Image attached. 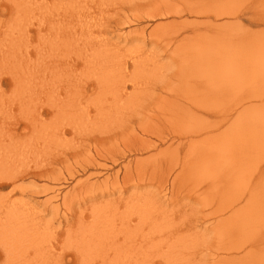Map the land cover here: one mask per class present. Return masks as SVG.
<instances>
[{
	"label": "rangeland",
	"instance_id": "374dc122",
	"mask_svg": "<svg viewBox=\"0 0 264 264\" xmlns=\"http://www.w3.org/2000/svg\"><path fill=\"white\" fill-rule=\"evenodd\" d=\"M55 1L45 0L53 5L46 14L56 11L53 30L40 36L37 22L31 23L27 54L18 52L8 67H0V129L6 137L13 131L24 138L0 141V153L7 147L3 156L17 152L14 157L24 170L39 172L44 166L45 173L58 177V182L25 177L15 183L24 187L21 191H11V184L0 189V223L28 220L35 226L23 224L27 236L20 230L0 232V264H264V142L240 131H264V108L245 112L241 125L236 116L250 104L240 107L246 93L264 96V21L258 20L264 16V0ZM164 4L174 6L166 5L170 16L147 18ZM0 5L7 8L0 13L3 29L11 13L6 0ZM197 9L204 15L195 16ZM15 34L13 38L22 35ZM26 64L47 69L26 77ZM20 82L26 84L20 86L24 91ZM54 103L67 108L47 110ZM38 108L43 122L39 116L30 118ZM34 125L40 130H33ZM41 130L47 134L35 138ZM28 139L39 140L44 153L42 146L24 152L8 146L30 144ZM9 167H0V177L10 178ZM42 186L55 191L33 196ZM17 209L25 211L19 215ZM93 229L103 246L92 245L91 240L97 241L90 238Z\"/></svg>",
	"mask_w": 264,
	"mask_h": 264
},
{
	"label": "bare ground",
	"instance_id": "6f19581e",
	"mask_svg": "<svg viewBox=\"0 0 264 264\" xmlns=\"http://www.w3.org/2000/svg\"><path fill=\"white\" fill-rule=\"evenodd\" d=\"M75 1V0H74ZM81 1V0H80ZM105 1V0H104ZM134 1V0H133ZM164 1H166V0H164ZM54 2H56L55 0H54ZM78 2V1H77ZM77 2L75 1V3L77 4ZM124 2V1H123ZM130 2H131V0H130ZM144 2V1H143ZM163 2V1H162ZM189 2V1H188ZM82 3V2H81ZM153 3V2H152ZM170 3V2H169ZM6 4L8 5V10H10L9 12L11 13L10 15V17L9 18H5L6 20H5V22H4V26H3V29H1L0 28V67L2 68L3 66H5V64L7 63V62H10L11 60H9L10 58H15L16 57V55H17V53L18 52H20V54H27V52H28V50L25 52V48L27 49V42L29 43V41L31 40V34H29L30 33V29H29V26L30 25H32L31 23H33V22H37V24L39 25V27H38V29L36 30V33H37V35L39 34H41V35H44V33L43 32H45L46 33V31H47V34H48V31L50 32V30H53L52 29V27L54 26V19H56V17H55V15H56V11L55 12H52V13H50V14H46L47 13V11L49 10V9H51V8H53V5H51V3L49 4V3H46L45 2V0H6ZM74 4V3H73ZM160 4V2L158 3V5ZM167 4H168V1H167ZM167 4H164V6H165V8L163 9H160L159 7V10H157L156 12H151V13H149L148 14V16H147V18H149V19H154V18H156V17H165L166 15L168 16H170V14H172V12L170 11V10H168L167 9V7H166V5ZM191 4H192V2H191ZM198 4V3H197ZM51 5V6H50ZM79 5V4H78ZM145 5V4H144ZM143 5V6H144ZM156 5V4H155ZM178 5V4H177ZM86 6V5H85ZM154 6V5H153ZM168 6V5H167ZM196 6V5H195ZM123 7V6H122ZM152 7V6H151ZM157 7V6H156ZM78 8V7H77ZM84 8H86V7H84ZM158 8H156V9H158ZM168 8H170V5L168 6ZM171 8H174V6H172ZM170 8V9H171ZM201 8V7H200ZM73 10H74V7L72 8ZM80 9V8H79ZM87 9H88V6H87ZM151 9V8H150ZM149 9V10H150ZM152 9H153V7H152ZM189 9V8H188ZM191 9V8H190ZM199 9V8H198ZM197 9V11L198 12H195V13H193L195 16H202V15H204V13L201 11V10H198ZM66 10V9H65ZM84 10V9H83ZM144 10H146V9H144ZM172 10V9H171ZM178 10H179V8H178ZM7 11V8L6 7H1V5H0V13L2 14V13H5ZM63 11V10H62ZM75 11H76V9H75ZM81 11H82V9H81ZM89 11V10H88ZM65 12H67V11H65ZM83 12V11H82ZM180 12L181 11H179V12H175V13H177V15L178 14H180ZM63 13V12H62ZM9 14V13H8ZM58 14V13H57ZM84 14V13H83ZM85 14H86V12H85ZM93 14V13H92ZM190 14H192V12L190 11ZM61 15V14H60ZM173 15H174V13H173ZM181 15V14H180ZM67 16V15H66ZM74 16V15H73ZM84 16V15H83ZM111 16V15H110ZM176 16V15H175ZM179 16V15H178ZM217 16H219V15H216V17ZM50 17L52 18V17H55V18H52L53 19V22H51V24H48V22L49 21H52L51 19H50ZM68 17V16H67ZM67 17H65L66 18V22L68 23V19H67ZM72 17V16H71ZM80 17V16H79ZM59 18H61V17H59ZM75 18V17H74ZM127 18V17H126ZM259 18V19H258ZM257 19L258 20H262V21H264V16H259ZM261 18V19H260ZM64 19V18H63ZM78 19V18H77ZM82 19V18H81ZM252 19V18H251ZM62 20V19H61ZM73 20V19H72ZM253 20V19H252ZM4 21V20H3ZM42 21V22H41ZM65 21V20H64ZM64 21H62V24H63V22ZM75 21V20H74ZM0 22H2V21H0ZM61 22V21H60ZM84 22V21H83ZM130 22V21H129ZM8 23H10V25L8 26ZM74 23V22H73ZM72 23V24H73ZM128 23V22H127ZM201 23H203V22H201ZM52 24H53V26H52ZM58 24V23H57ZM60 24V23H59ZM61 24V25H62ZM71 24V23H70ZM71 24V25H72ZM107 24V23H106ZM43 25H46V27L44 28V29H41V28H43L44 26ZM48 25V26H47ZM125 25H126V23H125ZM129 25V24H128ZM35 26V25H34ZM57 26V25H56ZM55 26V27H56ZM69 26V25H68ZM76 26V25H75ZM172 26H173V24H172ZM54 27V28H55ZM62 27H63V25H62ZM66 28H67V26H65ZM80 27L82 28V26L80 25ZM87 27V26H86ZM147 27V26H146ZM36 28V27H35ZM69 28H72V27H69ZM68 28V29H69ZM76 28V27H75ZM88 28V27H87ZM86 28V29H87ZM141 28V27H140ZM60 30V28L58 27V31ZM70 30V29H69ZM78 30H79V28H78ZM81 30V29H80ZM118 30V29H117ZM116 30V31H117ZM16 31H20V34H22V35H20V36H16L17 38H15V40L16 41H14V38H13V36H14V34L16 33ZM88 31V30H87ZM52 32V31H51ZM53 32H55V31H53ZM80 32V31H79ZM64 34H66L65 32H64ZM98 34V33H97ZM16 35V34H15ZM40 35V36H41ZM46 35V34H45ZM50 35V34H49ZM129 35V34H128ZM48 36V35H47ZM53 36H54V34H53ZM59 36V35H58ZM76 36H77V34H76ZM161 36V35H160ZM44 37V36H43ZM52 37V36H51ZM153 37H155V36H153ZM20 38V39H19ZM48 38V37H47ZM79 38H81V37H79ZM99 38V37H98ZM168 38V37H167ZM13 39V40H12ZM46 39V38H45ZM51 40H52V38H50ZM49 39V40H50ZM110 39V38H109ZM47 40V39H46ZM71 40V39H70ZM54 41V40H53ZM73 41V40H72ZM138 41V40H137ZM159 41V40H158ZM14 42H16V43H14ZM47 42H49L48 40H47ZM61 42H63V41H61ZM74 42V41H73ZM85 42V41H84ZM87 42V41H86ZM160 42V41H159ZM165 42V41H164ZM168 42V41H167ZM50 43V42H49ZM64 43V42H63ZM62 43V44H63ZM83 43V42H82ZM92 43V42H91ZM90 43V44H91ZM108 43V42H107ZM137 43V42H136ZM171 43V42H170ZM27 44V45H26ZM44 44V43H43ZM42 44V45H43ZM89 44V43H88ZM168 44H169V42H168ZM168 44L166 45V46H168ZM37 45V44H36ZM51 45H53V44H51ZM34 46V45H33ZM32 46V47H33ZM44 46V45H43ZM94 46V45H93ZM91 47V46H90ZM137 47V46H136ZM34 48V47H33ZM58 48H59V46H58ZM105 48V47H104ZM165 48V47H164ZM35 49V48H34ZM90 49V48H89ZM92 49H94V48H92ZM181 49V48H180ZM85 50H86V48H85ZM88 50V49H87ZM86 50V51H87ZM100 50V49H99ZM151 50V49H150ZM60 51V50H59ZM79 51V50H78ZM81 51V50H80ZM79 51V52H80ZM113 51V50H112ZM181 51V50H180ZM188 51V50H187ZM36 52H37V50H36ZM39 52V51H38ZM83 52V51H82ZM81 52V53H82ZM90 52V51H89ZM101 52H102V50H101ZM155 52V51H154ZM65 53V52H64ZM71 53V52H70ZM72 53H74V52H72ZM98 53H99V51H98ZM134 53V52H133ZM37 54V53H36ZM59 54V53H58ZM74 54H78V53H74ZM103 54V53H102ZM167 54V53H166ZM166 54H164V55H166ZM38 56L40 55V54H37ZM36 55V56H37ZM65 55V54H64ZM93 55H96L95 53L93 54ZM112 54H110V56H111ZM118 55V54H117ZM91 56V55H90ZM103 56V55H102ZM105 56V55H104ZM161 56V55H160ZM20 58H21V56H19ZM23 57V56H22ZM43 57V56H42ZM52 57H53V55H52ZM63 57H66V56H63ZM68 57V56H67ZM84 57V56H83ZM97 57H100V54H99V56L97 55ZM106 57V56H105ZM113 57H114V55H113ZM44 58V57H43ZM72 58V57H71ZM81 58H82V56H81ZM85 58V57H84ZM83 58V59H84ZM103 58V57H102ZM22 59V58H21ZM24 59H28L26 56L24 57ZM46 59V58H45ZM78 59V58H77ZM86 59V58H85ZM106 59V58H105ZM116 59V58H115ZM138 59V58H137ZM141 59H142V57H141ZM18 61L20 60V59H17ZM33 60V59H32ZM38 60V59H37ZM41 60V59H40ZM39 60V61H40ZM69 60V59H68ZM104 60V59H103ZM134 60V59H133ZM16 61V60H15ZM14 61V62H15ZM23 61V60H22ZM27 61H29V60H27ZM34 61V60H33ZM111 61V60H110ZM116 61V60H115ZM3 62V63H2ZM12 62V61H11ZM17 62V61H16ZM31 62V61H30ZM38 62V61H37ZM43 62H45V61H43ZM48 62V61H47ZM96 62V61H95ZM118 62V61H117ZM120 62V61H119ZM133 62V61H132ZM19 63H20V61H19ZM28 63V62H27ZM42 63V62H41ZM86 63H88V60H87V62ZM138 63V62H137ZM189 63V62H188ZM10 64H12V63H10ZM40 64V63H39ZM83 64V63H82ZM135 65H136V63H134ZM140 64V63H139ZM179 64V63H178ZM186 64V63H185ZM7 65V64H6ZM68 65V64H67ZM134 65V66H135ZM10 66V65H9ZM12 66V65H11ZM86 66V65H85ZM106 66H108L107 64H106ZM118 66V65H117ZM120 66V65H119ZM5 67H8V66H5ZM16 68H17V66H15ZM19 67V66H18ZM22 67V66H21ZM26 67L27 68H25V69H28L27 71V73H26V77H28V76H30L29 74H31V75H34L33 73H35V71H39L40 70V68H42V69H47V68H43V67H39V65L38 66H36V64H30V66H28L27 64H26ZM29 67V68H28ZM71 67V66H70ZM103 67V66H102ZM124 67V66H123ZM136 67V66H135ZM104 68V67H103ZM106 68V67H105ZM111 68V67H110ZM109 68V69H110ZM119 68H122L121 66L120 67H118V69ZM19 69V68H18ZM55 69V68H54ZM66 69V68H65ZM88 69V68H87ZM108 69V68H107ZM52 70V69H51ZM50 70V71H51ZM59 70V69H58ZM111 70V69H110ZM117 70V69H116ZM120 70H122V69H120ZM24 71V70H23ZM30 71H32L33 73H29ZM45 71V70H44ZM53 71V70H52ZM51 71V72H52ZM106 71V70H105ZM115 71V70H114ZM113 71V72H114ZM5 72V71H4ZM4 72H3V75H4ZM17 71H15V73H16ZM50 72V73H51ZM55 72V71H54ZM2 73V72H1ZM13 73V72H12ZM12 73H10V74H12ZM61 73V72H60ZM77 73H78V70H77ZM107 73H108V70H107ZM116 73V72H115ZM8 74V73H7ZM42 74V77H43V81H45L44 80V73L42 72L41 73ZM117 74V73H116ZM132 74V73H131ZM70 75V74H69ZM79 75H81L80 73H79ZM89 75V74H88ZM121 76H122V73L120 74ZM138 75V74H137ZM15 76V75H14ZM18 76V75H17ZM21 76V75H20ZM38 76V75H37ZM36 76V77H37ZM63 76V75H62ZM61 76V77H62ZM86 76V75H85ZM84 76V77H85ZM102 76V75H101ZM100 76V77H101ZM110 76V75H109ZM10 78H12V81H13V77L10 75L9 76ZM25 77V76H24ZM41 77V78H42ZM47 77V76H46ZM108 77V76H107ZM179 77V76H178ZM199 77V76H198ZM20 78H22L23 79V77H20ZM19 78V79H20ZM49 78V77H48ZM71 78V77H70ZM81 78V77H80ZM110 78V77H109ZM109 78H108V80H109ZM122 78H125V77H122ZM127 78V77H126ZM125 78V79H126ZM182 78V77H181ZM16 79V78H15ZM17 80V83H18V81H20V80ZM28 79V78H27ZM33 79V78H32ZM76 79V78H75ZM92 79V78H91ZM24 80V79H23ZM49 80H50V78H49ZM63 80V79H62ZM119 80V79H118ZM117 80V81H118ZM5 81H7V80H5ZM42 81V82H43ZM73 81V80H72ZM81 81V80H80ZM14 82H15V80H14ZM21 82H23V81H21ZM20 82V84H18V87H23V86H25L24 84H22ZM46 83H48L47 81H45ZM183 82V81H182ZM0 83H1V81H0ZM24 83V82H23ZM26 83V82H25ZM44 83V82H43ZM45 83V84H46ZM117 83H119V82H117ZM14 84H16V83H14ZM13 84V85H14ZM22 84V85H21ZM72 84V83H71ZM70 84V85H71ZM116 85V83H113V85ZM211 84V83H210ZM12 85V86H13ZM30 85V84H29ZM102 85V84H101ZM11 86V87H12ZM15 86H13L12 88H14ZM17 87V88H18ZM21 87H20V89H21ZM46 87H48L47 85H46ZM51 87H52V85H51ZM76 87V86H75ZM12 88H11V90H12ZM53 88V87H52ZM76 88H78V87H76ZM9 89H10V87H9ZM24 89H26V88H24ZM29 89V88H28ZM43 89V88H42ZM54 89V88H53ZM57 89V88H56ZM75 89V88H74ZM80 89V88H79ZM15 90H16V88H15ZM18 90H19V88H18ZM21 90H23V89H21ZM20 90V91H21ZM82 90V89H81ZM1 91H2V89H1ZM24 91V90H23ZM170 91V90H169ZM168 91V92H169ZM7 92V91H6ZM9 92V91H8ZM75 93H76V90L74 91ZM79 92H80V90H79ZM103 92V91H102ZM1 93V92H0ZM10 93V92H9ZM8 93V94H9ZM57 93V92H56ZM58 93H59V91H58ZM66 93V92H65ZM104 93V92H103ZM22 94H23V92H22ZM49 94V93H48ZM54 94V93H53ZM60 94V93H59ZM2 95H3V93H2ZM11 95V94H10ZM10 95H8V97L10 96ZM15 95V94H14ZM17 95H19V94H17ZM43 95V94H42ZM45 95V94H44ZM50 95V94H49ZM55 95V94H54ZM80 95V94H79ZM83 95V94H82ZM7 96V95H6ZM101 96H102V93H101ZM104 96V95H103ZM102 96V97H103ZM8 97H7V99H8ZM29 97H31V96H29ZM41 97V96H40ZM51 97V96H50ZM142 97V96H141ZM35 99V100H37L35 97H31V99ZM140 98V97H139ZM11 98H9V100H10ZM14 99V98H13ZM98 99V98H97ZM133 99H135V98H133ZM144 99V98H143ZM15 100H16V98H15ZM14 100V101H15ZM41 100V99H40ZM59 100V99H58ZM60 100H62V99H60ZM182 100V99H181ZM241 101L239 102L240 103V107H241V105H243V104H245V103H250V104H248V105H244V107L243 108H241V110H239L238 111V113L240 114V116L238 115V113L236 114V116L237 117H239V118H241L242 119V122H239V125H241L242 123H243V121H244V119H245V112H248V111H251V110H253V109H256V108H264V96H254V95H252V94H249V93H246L245 95H244V97H241V99H240ZM38 101V100H37ZM43 101V100H42ZM129 101V100H128ZM183 101V100H182ZM18 102V101H17ZM30 102V101H29ZM53 102H55V101H53ZM252 102H261L260 104H258V103H256V104H253ZM0 103H1V101H0ZM3 104L5 103V102H2ZM8 103H9V101H8ZM21 103H23V102H21ZM33 103H34V101H33ZM32 103V104H33ZM43 103H44V101H43ZM42 103V104H43ZM45 103H46V101H45ZM49 103V102H48ZM51 103V102H50ZM50 103H49V105H50ZM58 103H59V101H58ZM252 103V104H251ZM55 104V103H54ZM60 104H62L61 102H60ZM59 104V105H60ZM65 104V103H64ZM67 104V103H66ZM135 104V103H134ZM133 104V105H134ZM31 105V104H26V107L27 108H29V106ZM52 105V104H51ZM63 105V104H62ZM132 105V106H133ZM239 105V104H238ZM1 106V105H0ZM12 106H13V104H12ZM73 106V105H72ZM83 106V105H82ZM162 106V105H161ZM196 106V105H195ZM14 107V106H13ZM18 107V106H17ZM46 107H47V110H49V111H52L53 112V110H63L62 112H64V110H65V108H67L66 106H64L65 108H63V106L62 107H58V104H55L54 106H48V105H46ZM26 108V109H27ZM33 108H35V107H33ZM41 108H43V107H41ZM80 108H81V106H80ZM84 108V107H83ZM4 109V108H3ZM36 109V108H35ZM74 109V108H73ZM168 109V108H167ZM199 109V108H198ZM201 109V108H200ZM37 110V109H36ZM35 110V111H36ZM40 111H42V109H39L38 108V113L37 114H30L29 116H30V118L32 117L33 118V115L36 117V116H39V118L41 117V115L42 114H40L41 112ZM33 112V111H32ZM37 112V111H36ZM35 112V113H36ZM86 112V111H85ZM171 112V111H170ZM54 113V112H53ZM59 113V112H58ZM58 113H55L56 115L58 114ZM68 114H70L69 112H67ZM125 113V112H124ZM54 114V115H55ZM62 114V113H61ZM103 114V113H102ZM54 115H51V121H52V117L54 116ZM55 115V116H56ZM62 115H65V114H62ZM67 115V114H66ZM66 115H65V117H66ZM72 115H75V114H71V116ZM95 115V114H94ZM93 115V116H94ZM55 116H54V118H55ZM59 116V115H58ZM109 116V115H108ZM112 116V115H111ZM225 116H226V114H225ZM57 117V116H56ZM59 117H64V116H59ZM70 117V116H69ZM75 117H76V115H75ZM105 117V116H104ZM127 117V116H126ZM29 118V117H28ZM39 118H36V119H39ZM50 118H49V120H50ZM101 118V117H100ZM158 118V117H157ZM224 118V116L222 117V119ZM36 119L34 120V121H36ZM41 119V118H40ZM39 119V120H40ZM65 120H67V117L66 118H64ZM70 119H72V118H70ZM75 119V118H74ZM96 119V118H95ZM222 119H221V121H222ZM226 119H227V117H226ZM225 119V120H226ZM235 119H237L236 117H235ZM42 120V119H41ZM41 120L40 121H38V123L39 122H41ZM62 120V119H61ZM68 120H69V118H68ZM73 120V119H72ZM107 120V119H106ZM113 120V119H112ZM118 120V119H117ZM139 120H140V118H139ZM199 120V119H198ZM238 120V119H237ZM23 121V120H22ZM21 121V122H22ZM26 121V120H25ZM24 121V122H25ZM30 121V120H29ZM28 121V122H29ZM31 121H32V119H31ZM51 121H48V120H46L45 121V124H49ZM53 121H54V119H53ZM63 121V120H62ZM70 121V120H69ZM202 121V120H201ZM224 121V120H223ZM239 121V120H238ZM241 121V120H240ZM37 122V121H36ZM42 122H43V120H42ZM47 122V123H46ZM55 122H57V121H55ZM55 122H52V123H55ZM64 122V121H63ZM68 122V121H67ZM73 122V121H72ZM72 122H70V123H72ZM82 122V121H81ZM100 122V121H99ZM122 122V121H121ZM30 123V122H29ZM28 123V124H29ZM37 123V124H38ZM69 123V122H68ZM94 123V122H93ZM123 123V122H122ZM149 123V122H148ZM233 123V122H232ZM235 123H237V121H235ZM26 124V123H25ZM31 124H32V122H31ZM31 124H30V126H31ZM36 124V123H35ZM63 124H65V123H63ZM78 124V123H77ZM76 124V125H77ZM83 124V123H82ZM184 124V123H183ZM234 124V123H233ZM39 125V124H38ZM42 124H40V126H41ZM54 125V124H53ZM52 125V126H53ZM96 125V124H95ZM145 125H146V123H145ZM29 126V127H30ZM40 126L38 127V129L35 127V125H34V129L33 130H35V129H37V130H35V131H38V130H40ZM44 126V125H43ZM47 126H49V125H47ZM46 126V127H47ZM62 126V125H61ZM68 126V125H67ZM85 126V125H84ZM236 126V125H235ZM1 127V126H0ZM76 127V126H75ZM81 127H82V125H81ZM26 128H27V126H26ZM41 128H42V126H41ZM49 128H52V127H50L49 126ZM48 127L45 129V130H48L49 129ZM56 128V127H55ZM67 128H69V127H67ZM71 128V130L73 131L74 130V127L72 126V127H70ZM100 128V127H99ZM106 129H107V126L105 127ZM145 128V127H144ZM244 128V127H243ZM2 129H4L3 127H2ZM22 129V128H21ZM102 129V128H101ZM116 129V128H115ZM194 129V128H193ZM1 130V129H0ZM103 130V129H102ZM192 130V129H191ZM196 130V129H195ZM194 130V131H195ZM44 131V130H43ZM71 131V132H72ZM75 131V130H74ZM94 131V130H93ZM188 131V130H187ZM203 131V130H202ZM202 131H200V132H202ZM240 131H243V132H245L246 133V136H247V139H249V140H252V141H261V142H264V131H259V132H253V131H249V130H243L242 128H240ZM25 132H27V130H25ZM189 132H190V130H189ZM44 132H42V130H41V132H37V133H35V138H37L38 137V135L40 136V135H42ZM53 133V132H52ZM103 133V132H102ZM192 133V132H191ZM190 133V134H191ZM195 133V132H194ZM194 133H192L193 135H194ZM44 134H47L46 132L44 133ZM185 133L183 132V135H184ZM186 134H187V132H186ZM197 134H198V132H197ZM197 134H195L196 136H197ZM219 134V133H218ZM222 134V133H221ZM225 134V133H224ZM17 135V133L15 132V134L13 133V131H10L8 134H7V137H6V135H5V133L3 132V130H1L0 131V141H2V143L4 142V141H6V140H10L11 138V140H13V136H16ZM19 135V134H18ZM17 135V136H18ZM23 135H25V134H23ZM31 135V134H30ZM52 135V134H51ZM51 135H49L50 136V138H52V139H54L53 138V136L51 137ZM182 135V134H181ZM188 135V134H187ZM194 135V136H195ZM200 135V134H199ZM202 135V134H201ZM251 135H253V137H251ZM20 136V135H19ZM18 136V137H19ZM26 136V135H25ZM28 136V135H27ZM122 136V135H121ZM177 136H178V134H177ZM180 136V135H179ZM186 136V135H185ZM189 136V135H188ZM23 137V136H22ZM22 137L20 136V138H21V140L20 141H24V138L22 139ZM136 137V136H135ZM134 137V138H135ZM139 137V136H138ZM182 137V136H181ZM198 137V136H197ZM31 138L33 139V137L31 136ZM42 138H44V137H42ZM96 138V137H95ZM183 138V137H182ZM47 138H45V140H46ZM165 139V138H164ZM35 140V139H34ZM33 140V141H34ZM48 140H49V138H48ZM58 140V139H57ZM141 140H144V138L143 139H141ZM147 140V139H146ZM146 140H144V142H146V145L148 144V145H152V143H150L151 141H146ZM163 139L161 138V141H162ZM184 140V139H183ZM201 140V139H200ZM18 141V140H17ZM20 141H18V142H20ZM28 141H29V139H28ZM32 141V140H31ZM39 141V140H38ZM37 141V143H35L36 141H34L33 143L32 142H30L29 141V143L30 144H26V143H20V144H23V145H18V144H9L8 146H11V145H15V147H16V145H17V148H20V149H25V148H27L28 149V147H30V146H32L33 147V149H35V147L36 146H39V142ZM42 141V140H41ZM47 141V140H46ZM61 141V140H60ZM73 141V140H72ZM84 141V140H83ZM94 141V140H93ZM98 141H99V139H98ZM164 141V140H163ZM10 142V141H9ZM8 142V143H9ZM43 142V141H42ZM48 142V141H47ZM75 142V141H74ZM88 142V141H87ZM143 142V141H142ZM44 143V142H43ZM85 143V142H84ZM141 143V142H140ZM45 144V143H44ZM50 145H51V143H49ZM48 144V145H49ZM131 144V143H130ZM133 144V143H132ZM181 144V143H180ZM182 144H183V142H182ZM142 145V144H141ZM155 144H153V146H154ZM0 146H2L3 147V145H1L0 144ZM40 146H42V149H40V150H43V153H44V145H40ZM39 146V148H41ZM172 146V145H171ZM148 147H150V146H148ZM38 148V147H37ZM38 148V149H39ZM5 149L7 150L8 148L6 147V148H2V150H4V152L6 153V151H5ZM11 149V148H10ZM9 149V150H10ZM26 149V150H27ZM50 149V148H49ZM176 150V149H175ZM8 151V150H7ZM11 152H12V150H10ZM17 151V150H16ZM25 150H23V152H24ZM39 151V150H38ZM2 153H4L3 151H1ZM11 152H9L10 153V155L8 154H6V155H4L3 156V154L2 153H0V158H2L1 159V161H2V164H0V167H4V166H2L3 165V163H5L6 162V160H9V162L10 163H12V166H14V165H16L15 167L16 168H13V170H12V166L11 165H6V163H5V165L7 166V167H9L10 168V178H8V179H6L5 177H0L1 179L0 180H2V178L4 179V180H2V181H0V189H3V188H5L8 184H11L12 185V188H11V191H21L22 189L20 188V186H17V185H15V183L19 180V179H23V178H25V177H30V178H40V179H49V177H50V179H52V181L53 182H58V177H54V176H52L51 175V172L50 173H45L44 171H45V169H44V166H43V170L44 171H42L41 169L39 170V172H36V171H32L31 169H26V170H24V168H22L21 167V165H20V161H21V159H20V161L18 160L19 158H17V157H14V154H15V156H16V153L17 152H15V153H13V156L11 155ZM21 152V150H19V152L18 153H20ZM27 152V151H26ZM29 152V151H28ZM37 152V151H36ZM113 152V151H112ZM38 153V152H37ZM41 154V153H40ZM39 153H38V155H40ZM22 155V154H21ZM3 156V157H2ZM8 156H12L11 158L10 157H8ZM17 156H18V154H17ZM25 156H26V154H25ZM27 156H30V154L28 153V155ZM37 156V155H36ZM98 157H101L99 154L97 155ZM23 157H24V155H23ZM58 157V156H57ZM7 158H10V159H7ZM31 158V157H30ZM32 158H35V157H32ZM36 158H38V157H36ZM35 158V159H36ZM56 160H58V159H56ZM55 160V161H56ZM54 161V160H53ZM8 162V164H10ZM90 162V161H89ZM1 163V162H0ZM23 163V162H22ZM25 163V162H24ZM53 163V162H52ZM57 163V162H56ZM53 164H55V162L53 163ZM23 165H26V164H22V166ZM40 165V164H39ZM52 165V164H51ZM50 165V166H51ZM29 166V165H28ZM42 166V165H41ZM90 166V165H89ZM7 167H4L3 169H5V168H7ZM30 167V166H29ZM28 167V168H29ZM39 167V166H38ZM8 168V169H9ZM22 168V169H21ZM33 168V167H32ZM37 168V167H36ZM49 168V167H48ZM51 168V167H50ZM7 170V169H6ZM38 170V169H37ZM127 170H129V169H127ZM1 171V170H0ZM48 171V170H47ZM52 172H53V169H52ZM136 172V171H135ZM1 173V172H0ZM4 172L2 171V173L0 174V175H4L3 174ZM11 173H13V174H11ZM126 175H127V173H126ZM165 175V174H164ZM166 177H168L167 175H166ZM122 180V179H121ZM48 181V180H47ZM43 188H45V187H47V186H42ZM135 187V186H134ZM163 187V186H162ZM38 190V189H37ZM51 191V192H53V191H55V189L54 188H50V189H43V190H40L39 192H33L32 193V195L33 196H35V195H37V194H43V193H45V192H47V191ZM30 191H33V190H30ZM91 192V191H90ZM24 193V192H23ZM140 195H142V194H140ZM252 193H250L249 194V197H248V201H247V203H249L250 204V202H251V200H252ZM241 196V195H240ZM138 197V196H137ZM133 198V197H132ZM52 199H55V196H53V197H51V198H48V199H46V201L43 203V204H46V203H48L49 204V202H52L51 200ZM244 199V198H243ZM146 203V202H145ZM21 205V204H20ZM29 205V204H28ZM27 205V206H28ZM239 205V204H238ZM141 206V205H140ZM234 206V205H233ZM76 207V206H75ZM229 208H231V207H229ZM234 208V207H233ZM236 208V207H235ZM246 208V207H245ZM51 209V208H50ZM228 209V208H227ZM9 210V209H8ZM16 210V209H15ZM18 210V214L21 212V213H23L22 211H20L19 209H17ZM92 210V209H91ZM51 212V211H50ZM56 212V211H55ZM92 212H94V211H92ZM6 213H8V219L10 220V217L12 218V215H11V213H9V212H6ZM6 213H5V216H6ZM27 213V212H26ZM25 213V214H26ZM91 213V212H90ZM13 214V213H12ZM30 214V213H29ZM20 215V214H19ZM22 215V214H21ZM33 215H35V214H33ZM80 215V214H79ZM95 215H97V213L95 212ZM25 216H27V215H25ZM7 217V216H6ZM20 217H24V216H20ZM81 217V216H80ZM7 219V218H6ZM7 219V220H8ZM27 219V218H26ZM30 219H32V217H30ZM34 219V218H33ZM54 219V218H53ZM21 220H25L24 218L23 219H21ZM20 220V221H21ZM28 220H26V222H27ZM36 221V220H35ZM5 222L6 221H4V224H2V223H0V232H1V234L2 233H6V232H17V233H19V230H20V233H23V235L25 234L26 236H27V232L26 231H23L24 229H25V227L23 226V224H25V223H23V224H21L19 221V225L16 223V224H14V223H12V220H11V224L10 223H8V222H6V223H8V224H10V225H8V224H5ZM129 222V221H128ZM32 223V222H31ZM30 222L27 224L28 226H27V228H29V229H31V227L30 226H33V227H35L34 225H32ZM33 224H36L35 222H33ZM39 225V224H38ZM22 226L24 227V229L23 230H21L22 229ZM135 226V225H134ZM33 227H32V229H33ZM129 227V226H128ZM132 228V227H131ZM133 229V228H132ZM137 229V228H136ZM138 230V229H137ZM129 231V230H128ZM25 232V233H24ZM94 234H92L93 236H90V238L91 237H93V238H95V240H97L96 242H94L93 243V241L91 240V242H92V245L94 244H96L97 242L99 243V245H97V246H99V247H101V245L103 246V240H101V239H99L98 240V238H99V234H97L96 235V237H94V235L98 232L97 230H94L93 229V231H92ZM147 232V231H146ZM27 233V234H26ZM133 233H135V231L133 232ZM141 233H142V231H141ZM23 235L21 234V235H18V238H19V240H20V238H21V236H22V239H23ZM122 235V234H121ZM135 235V234H134ZM148 235V234H147ZM3 236H4V234H3ZM20 236V237H19ZM25 236V237H26ZM30 236V235H29ZM89 236V235H88ZM5 237V236H4ZM17 237V236H16ZM25 237H24V239H25ZM38 237V236H37ZM131 238V237H130ZM29 239H31V238H29ZM140 239H142V238H140ZM144 239V238H143ZM149 239V238H148ZM90 240V239H89ZM94 240V241H95ZM87 241V240H86ZM123 241V240H122ZM6 242H8V241H6ZM21 242V241H20ZM87 242H89V241H87ZM17 243V242H16ZM22 243V242H21ZM10 246H11V244H10ZM17 246V245H16ZM35 246V245H34ZM105 247V246H104ZM8 248H10L9 246H8ZM13 248H15V247H13ZM12 247H11V249H13ZM113 248V247H112ZM222 249V248H221ZM220 249V250H221ZM105 250H106V248H105ZM108 250V249H107ZM110 251V250H109ZM135 251V250H134ZM42 252V251H41ZM75 252H77V251H75ZM74 252V253H75ZM90 252H92V251H90ZM114 254H116L115 253V250L114 251H112ZM89 253V252H88ZM98 253V252H97ZM78 255H79V252L77 253ZM81 254V253H80ZM137 254V253H136ZM135 254V255H136ZM35 255V254H34ZM75 255H76V253H75ZM93 255V254H92ZM95 255H97L96 253H95ZM130 256V255H129ZM93 257V256H92ZM97 257V256H96ZM99 257V256H98ZM60 259V258H59ZM30 260V259H29ZM222 260V259H221Z\"/></svg>",
	"mask_w": 264,
	"mask_h": 264
}]
</instances>
